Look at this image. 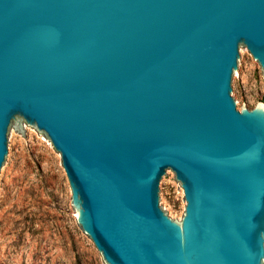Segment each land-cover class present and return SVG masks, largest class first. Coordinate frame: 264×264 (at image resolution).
Listing matches in <instances>:
<instances>
[{
	"label": "water",
	"instance_id": "water-1",
	"mask_svg": "<svg viewBox=\"0 0 264 264\" xmlns=\"http://www.w3.org/2000/svg\"><path fill=\"white\" fill-rule=\"evenodd\" d=\"M241 52L264 70V0H0V178L28 125L105 264H264V104L237 105Z\"/></svg>",
	"mask_w": 264,
	"mask_h": 264
},
{
	"label": "rangeland",
	"instance_id": "rangeland-1",
	"mask_svg": "<svg viewBox=\"0 0 264 264\" xmlns=\"http://www.w3.org/2000/svg\"><path fill=\"white\" fill-rule=\"evenodd\" d=\"M237 85L239 109L264 104V70L249 52ZM61 155L27 125L14 127V157L0 178V264H105L77 222ZM164 206L181 222L186 201L175 174L164 183Z\"/></svg>",
	"mask_w": 264,
	"mask_h": 264
}]
</instances>
